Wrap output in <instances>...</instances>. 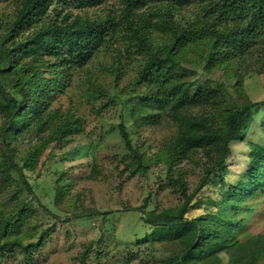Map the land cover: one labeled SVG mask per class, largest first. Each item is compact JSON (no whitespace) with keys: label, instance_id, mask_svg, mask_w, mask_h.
Returning <instances> with one entry per match:
<instances>
[{"label":"rangeland","instance_id":"374dc122","mask_svg":"<svg viewBox=\"0 0 264 264\" xmlns=\"http://www.w3.org/2000/svg\"><path fill=\"white\" fill-rule=\"evenodd\" d=\"M120 1L66 8L55 25L47 13L4 40L18 0H0V100L27 103L26 122L6 133L0 110V264H176L181 228L150 224L146 215L177 216L191 194L183 218L230 227V239L246 244L238 253L235 246L219 248L198 264H264V249L249 255L251 238L263 237L264 245V170L253 175L258 183L249 179L252 146L264 152V27L258 24L260 36L224 63L226 46L218 51L215 38L202 32L170 50V23L180 30L197 24L208 0L173 9L146 0L134 10L142 17L137 35L122 20ZM105 25L108 30L100 28ZM138 35L151 50L139 48ZM149 53L166 65L177 59L171 77L152 78L157 67L148 70ZM183 83L191 96L215 90L219 104L173 116L172 101L163 97L167 86ZM148 96L154 101L141 102ZM248 103L254 106L247 129L229 143L225 166L197 190L217 156L215 143L206 131L202 145L174 150L182 124L195 120L223 129L226 113ZM67 122L73 130L59 138ZM246 181L252 185L234 197L232 188ZM15 240L26 250L7 244Z\"/></svg>","mask_w":264,"mask_h":264},{"label":"trees","instance_id":"16d2710c","mask_svg":"<svg viewBox=\"0 0 264 264\" xmlns=\"http://www.w3.org/2000/svg\"><path fill=\"white\" fill-rule=\"evenodd\" d=\"M104 1L105 0H18L17 7L14 12L15 14L12 22L8 24V33L6 34L4 40H11L15 38L19 34V31L27 25H38L40 20H42L43 15H47V13L48 20L53 22L52 25H55V22L58 21V17L66 8H81L83 6L94 7L100 5ZM121 1L124 3V6L121 9L122 20L128 27H130V29H132L131 33L137 35V27L140 22H142V17L137 15L134 10L142 7L146 0ZM156 1L167 2L168 4L166 7L173 9V7L189 3L191 0ZM262 1L263 0H208L206 6L207 15L203 16L197 24H191L190 26H186L180 30L178 26L170 23L171 25L169 27L172 30L171 34L173 38L172 42L169 44L171 46L170 50L172 51L182 47L183 45H187L185 38L188 34L202 32L204 35H210L215 38L214 48L218 49V51H220L223 46H226L227 51H223L224 63L233 60L236 51L244 52L246 50V42L252 36H260V28L262 29V27H264V11ZM66 15L68 16V12ZM224 21H226L225 24ZM244 24L248 25L245 26ZM258 24L260 25V28H258V31L256 32L255 27ZM110 26L111 28L116 29L119 24L112 26L111 23ZM107 27L109 28V26ZM107 27L106 25L104 27L100 26L102 30H108ZM199 27L201 28L198 29ZM96 30L98 31V28ZM261 32H263V30ZM41 34L44 38L48 37L47 29H42ZM137 37L139 39V48L143 50H151L147 48L146 43L141 37H139V35ZM89 40L91 42L97 41L96 39ZM88 42V40L84 41V43ZM232 53H234V55L230 56L229 54ZM155 54L149 53L150 57L148 61V70L153 69L154 66L157 67L155 72L152 74V78H156L161 81L165 78L171 77L174 66H177V59L172 58V60H170V54H168L169 59H167L170 60V62L166 65L163 63L165 60H162L157 56L155 57ZM217 56L218 54L211 55L209 57V62L212 59L214 60ZM188 85V83H183L175 86L170 85L166 88V95L163 98L172 101L171 104H173V108L171 109V112L173 116H178L179 114L183 118L186 117V115L181 113V111L187 112L190 106L210 105L212 108H216L218 95L215 90H199L197 94L191 96L188 92ZM21 89L23 88L21 87ZM8 96L9 95L7 94L6 97ZM163 98L155 101L162 102ZM150 101H154V99L148 96L141 102L147 104ZM253 106L254 103H248L240 109L227 112L223 129L221 127L219 129L213 126L209 127L208 125L206 126L204 122L202 123L195 120H190L182 124V128L184 129L178 135L177 144L174 145V150H178L182 153L180 150H185L187 152L189 148L202 145L206 139L203 135L206 131L210 133L209 137H212L215 143L213 151L217 154V156L214 157L211 163L207 166L204 175L197 186V190L206 184L209 177L215 172V170H220L225 166L226 159L230 155L229 143L232 140L241 137L247 129L251 120V110ZM26 107V100L19 101L13 96L0 100V110H2L3 115L5 116L3 133H6L10 128H14L18 121L26 122L25 117L27 114L23 113ZM14 118H17L18 120L14 121ZM149 118H152V116ZM202 128L206 130L204 131ZM72 130L71 122L64 123L60 127L58 137L61 138L64 134ZM120 132L126 145L132 149L135 154H137V152L131 147L128 131L123 123H120ZM251 150L253 166L249 172V179H252L254 183H258L260 181L259 178H253V175H256L264 170V152H262V150L256 145H253ZM138 158L140 159V157ZM10 163L14 166L12 161ZM251 185L252 182L247 181L238 183L232 188L234 197L239 198L241 194H244L245 190ZM192 195L193 194L186 197L185 202L183 203L184 210H182V213L177 216H170L168 214H164L163 212L156 213L155 211H150L146 215V222L150 224L176 226L181 228V235L178 238L180 253L176 264H198L199 262L207 259L209 256L213 257L219 248L225 246H235L234 248L236 249V253L243 249V246L246 245L245 243L241 244L238 243L236 239H230V227L221 224L214 225L212 221L207 222L200 218H183V213L186 211L185 208L189 205ZM2 213L3 212L0 210V215H2ZM14 218L15 217L12 216L7 220L3 217L2 220H5L6 223H8ZM262 239L263 237L261 236H255L250 239V258L256 256L257 253L264 249L263 243L260 242ZM7 244L19 246L25 250L27 248V246L21 247L19 240H15L10 243L8 242Z\"/></svg>","mask_w":264,"mask_h":264}]
</instances>
